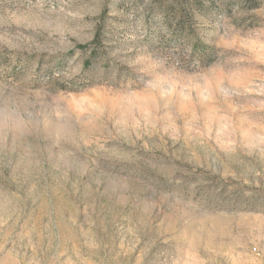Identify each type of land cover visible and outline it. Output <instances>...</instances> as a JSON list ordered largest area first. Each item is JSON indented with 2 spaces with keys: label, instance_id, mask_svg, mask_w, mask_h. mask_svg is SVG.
<instances>
[{
  "label": "rangeland",
  "instance_id": "obj_1",
  "mask_svg": "<svg viewBox=\"0 0 264 264\" xmlns=\"http://www.w3.org/2000/svg\"><path fill=\"white\" fill-rule=\"evenodd\" d=\"M256 2L0 0V264H264Z\"/></svg>",
  "mask_w": 264,
  "mask_h": 264
},
{
  "label": "trees",
  "instance_id": "obj_2",
  "mask_svg": "<svg viewBox=\"0 0 264 264\" xmlns=\"http://www.w3.org/2000/svg\"><path fill=\"white\" fill-rule=\"evenodd\" d=\"M242 1H243V3H245V4H248V3H257L256 0H242ZM194 3H195V6H196V7H199L200 4H198V3H196V2H194ZM254 5H256V4H253V6H254ZM81 47L86 48L87 45H83V46H81Z\"/></svg>",
  "mask_w": 264,
  "mask_h": 264
}]
</instances>
